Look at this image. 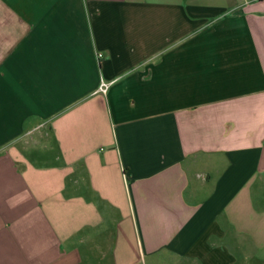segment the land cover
Wrapping results in <instances>:
<instances>
[{
    "label": "crops",
    "instance_id": "crops-1",
    "mask_svg": "<svg viewBox=\"0 0 264 264\" xmlns=\"http://www.w3.org/2000/svg\"><path fill=\"white\" fill-rule=\"evenodd\" d=\"M0 264H264V0H0Z\"/></svg>",
    "mask_w": 264,
    "mask_h": 264
},
{
    "label": "built area",
    "instance_id": "built-area-1",
    "mask_svg": "<svg viewBox=\"0 0 264 264\" xmlns=\"http://www.w3.org/2000/svg\"><path fill=\"white\" fill-rule=\"evenodd\" d=\"M108 89H109V84L102 82V84L100 86V91L102 93H107Z\"/></svg>",
    "mask_w": 264,
    "mask_h": 264
}]
</instances>
